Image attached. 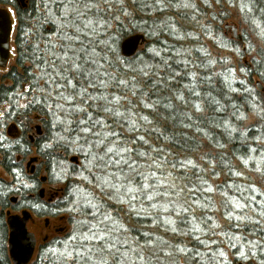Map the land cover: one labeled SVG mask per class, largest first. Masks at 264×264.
<instances>
[{"label":"snow or ice","instance_id":"snow-or-ice-1","mask_svg":"<svg viewBox=\"0 0 264 264\" xmlns=\"http://www.w3.org/2000/svg\"><path fill=\"white\" fill-rule=\"evenodd\" d=\"M224 2L237 7L245 17L253 14L252 23L264 39V26L254 18V13H264L260 0ZM221 3L42 0L44 14L22 41L31 55L24 49L18 55V60L20 55L31 60L38 71L9 89L12 103L0 111V124L19 108H45L55 131L43 144V154L64 147L83 156L81 173L87 175H80L82 181L93 184L108 200L126 205L130 214L151 222L149 230L129 242L131 228L110 212L95 192L77 185L69 192L70 207L65 210L80 218L73 217L75 226L60 242L62 250L49 249L63 264H161L162 257L169 264H177V256L185 258V264H233L228 249H235L237 260L248 261L259 253L260 264H264V188L236 182L246 178L227 162L226 155L219 161L222 171L236 179L213 185L210 177L219 180L221 175L216 170V157L202 154L201 165L190 155L197 137L210 138L221 150L235 139L247 143L249 129L241 131V127L250 110L258 117L259 127L255 129L258 135L252 137L257 147L246 151L259 153L260 161L253 156L241 159L245 166L251 162L257 172L264 173V48L258 50L251 41L245 46L233 41L230 47L228 42L217 40L236 62L213 58L201 46L195 49L199 63L194 64L183 42H198L199 36L175 18L184 10L183 20L215 38L209 25L200 23V17L209 16ZM172 9L177 10L175 14ZM138 13L142 15L138 17ZM149 13L151 23L145 19ZM136 19L141 23L130 27H140L157 40L160 35L171 37L173 46L149 48L150 61L120 59L112 47L114 34L125 29V20ZM210 19L216 16L210 15ZM45 24L54 25L55 41L40 32ZM41 41L45 42L43 49ZM38 52L41 55L37 56ZM246 55L250 57L247 61ZM217 64L222 71H215ZM201 68L202 74L193 70ZM253 76L260 77L255 84ZM185 80L188 82L183 83ZM214 83L220 85L216 95ZM203 84L209 87L202 88ZM18 87H23V92L15 91ZM233 94L241 102L237 103ZM21 98L24 104L19 103ZM213 114L221 119L216 120ZM213 129L220 130L217 134L225 142L216 140L215 135L210 137ZM6 140L7 136L0 133V147H5ZM15 143L20 145L19 140ZM11 171L20 182V168L14 166ZM70 172L75 169L59 162L52 176L60 182ZM22 187L34 189L36 185L22 183ZM216 193L222 197L224 224L214 219L221 211L212 198ZM161 229L171 237L165 239L159 234Z\"/></svg>","mask_w":264,"mask_h":264},{"label":"trees","instance_id":"trees-1","mask_svg":"<svg viewBox=\"0 0 264 264\" xmlns=\"http://www.w3.org/2000/svg\"><path fill=\"white\" fill-rule=\"evenodd\" d=\"M25 2V7L17 6V17H16V33L15 37L13 40V47L15 48V55H19L20 49H24V51L28 52L29 55H31V50L26 48L25 43H22V41L26 40L27 34L30 33L33 29V26L38 25L40 22V19L42 15L44 14V9L42 7V0H24ZM261 4H264V0H260ZM0 4L3 6H8L11 4H16V0H0ZM37 5H41V7H37ZM217 7L220 9L218 10H211L210 15H215L216 19L211 20L210 15L209 16H201L200 17V23L201 24H208L209 27L212 29V31L215 33V38H210L209 35H205L199 26L193 25L189 23L188 21L183 20V11L181 10V14L176 15L175 18L180 21L181 23L185 24L186 27L188 28L189 31H192V34L194 36H199V41L195 40H186L183 42V47L185 49H188L191 51V56L190 59L193 61V63H199V60L197 59L198 53H196L195 49L203 46L208 52L212 54L213 58L217 57H224V58H232L233 54L230 53L228 50L223 49L218 46L217 40H223L225 42L229 43V46L231 47V42L235 41V43H238L241 46L246 45V41H251V43L257 48V46L254 44V41L252 40L251 35L247 34L245 35L244 33H240L239 38H235L234 35H231L229 32L226 31L225 25H223L225 20H228L231 18V7L229 4L224 2L222 0V3L220 5H217ZM176 9H172L171 13L175 14ZM138 17L139 15H142L141 13L137 14ZM199 15V14H198ZM151 16V13H149L147 16H145V19L148 20L149 23H151V19L149 18ZM244 16V14H243ZM249 24L252 25V29L254 30L253 33L260 38V36L257 34V30L253 28V14H249ZM254 18L257 19L262 25H264V13L256 12L254 13ZM125 29L124 30H117L118 34H114V39L116 41L115 44L112 45V47L115 50V55L118 56L122 60H130V61H135L137 57L145 60V61H150L151 60V52L148 51L149 48H164L165 44L168 47L173 46L175 41L172 40L171 37H168L166 35H160L159 39L157 40V37L155 36H149L147 34L146 30H143L140 27H130L129 25H136L141 23L139 19L136 20H125ZM230 24V23H229ZM248 25V23H247ZM54 28V25L51 24H45L43 28L39 29L40 32L44 37H46L50 41H55L56 40V34L52 30ZM193 29H195L193 31ZM136 33H142L145 35V42L141 46V48L138 50V52L131 56V57H126L122 54L121 52V42L128 36L136 34ZM19 38V39H18ZM262 40V38H260ZM40 46L43 49L45 46V42L41 41ZM179 47V45H176ZM261 47L257 48L258 50ZM225 53V54H224ZM37 56L41 55V53H37ZM249 60V56H245V61ZM195 71L200 72L201 74L203 73L204 69H193ZM223 69L219 64L215 66V71L219 72L222 71ZM34 71H38V69L34 66L33 62L26 58L23 55H20L19 60L16 61L14 64V68L11 70V73L9 75L10 80H11V85H6L5 87L13 88L14 85L16 84L17 81H27L31 78V73ZM259 76H253L252 77V83L255 84L257 80H259ZM188 81L185 80L183 83H187ZM239 87V85H236ZM202 88H208L209 86L207 84L201 85ZM220 85L217 83H214L212 85L213 88V95H216V93L219 91ZM15 89H20L23 90V87H18ZM7 94V93H6ZM5 94V95H6ZM234 98L236 99V102L239 103L240 98L237 96V94H233ZM32 97V94H28V99L30 100ZM219 98V96H217ZM129 99H134L129 95ZM26 102V101H25ZM24 102V103H25ZM23 103V104H24ZM253 113L250 110L247 111V119L243 122V126L241 127V131H243L246 128L249 129V140L247 143H241L239 139H235L229 143H227V147L223 150L217 148L214 144V142L211 141V139H204L203 137H197V142L192 144V151L190 155L195 158L197 163L203 165V161L200 159L201 155L204 153H211L213 156L216 157L217 162H218V167L217 171L221 172V175L219 177V180H216L215 178L210 177V182L215 185L216 183H221L225 181H232L235 180L236 178L234 177H226L224 175V172L222 171L223 165L219 163L220 158L222 156L227 157V162L230 163L234 168L242 171L244 173V176L246 179L244 180H237L236 182L242 183V184H252L255 178H257V182L259 181L264 185V173L257 172L253 166V164L250 162L248 166H245L242 163L241 158H247L248 156H253L257 162L260 161V155L259 153H252V152H247L246 149L248 147H257V144L255 141L252 139L253 136L258 135V133L255 131L257 127H259L258 119L256 122L251 123V124H246V121L248 120L249 115ZM19 114L21 116L22 121H27L28 124L32 122H36L38 124H41L44 129V134L40 138L41 143H38V152L39 154L42 155L44 162L50 161L51 162V169L55 167L59 162H62L64 166H68L69 169H75V172H70L68 177L64 179L68 183L67 188H66V194L65 198L67 200V203H61L59 205H55L53 210L57 213V208L61 209L58 213L61 214H66L69 216L70 224H71V231L73 230L75 226V221L73 217L76 219H79V216H76L75 213H69L65 209L70 207L68 204V200L70 199L69 197V192L72 191L73 189L76 188L77 185H79L81 188L87 189L89 192H95L96 197L98 199L104 200L106 204L108 205V210L112 212L117 218L124 223L126 226L131 228V232L128 233L127 239L129 242H131L134 238L138 239L139 238V233H142L146 230H149L151 228V222L148 218L146 217H137L134 214H130L127 210V206H121L117 204L114 200H108L107 196L102 195L101 192L99 191L98 188H94L93 184L88 183L87 181H82L79 177L80 175H87V173H81V164L84 163L83 156L75 153L72 151L70 148L68 150H65L64 147H60L55 149V151L50 152L48 155L43 154L42 152V146L43 144L50 140L52 135L54 134L53 129L50 127V122H51V116L47 112V110L39 105L30 107L28 109H23L19 108ZM214 118L216 120H220L221 116L218 114H213ZM219 129H213L212 132H210V137L212 135H215V139L219 140L221 142H225L224 138L221 135H218ZM23 151V150H20ZM172 157L170 156L169 159ZM76 161L78 164H76ZM49 163V162H48ZM47 166L49 164H46ZM253 181V182H247V181ZM94 183V182H93ZM256 183V182H255ZM213 200L215 202V205L217 208L221 209V211H218L214 214V219L219 221L220 223L224 224L226 221L223 219L221 212L223 211L222 209V197L220 196L219 193H216L213 195ZM197 214H199V210H197ZM70 231V233H71ZM160 235H163L165 239H168L171 237V233L165 234L163 233V230H158ZM66 239V238H65ZM64 239V240H65ZM64 240H61L64 241ZM143 243V241H141ZM191 247V245H189ZM53 248H56L58 251L62 250L61 243L58 242V244H54L52 246ZM235 249H228V254L230 259L232 260L233 264H260V254L251 260L245 261V260H237L235 255ZM48 257V255H47ZM177 264H185V258L183 257H176ZM46 264H63L62 261H59L56 259V257L51 253L49 255V261L45 262ZM161 264H169V261L164 259L163 257L161 258Z\"/></svg>","mask_w":264,"mask_h":264},{"label":"flooded vegetation","instance_id":"flooded-vegetation-1","mask_svg":"<svg viewBox=\"0 0 264 264\" xmlns=\"http://www.w3.org/2000/svg\"><path fill=\"white\" fill-rule=\"evenodd\" d=\"M16 5L25 7V2L16 0V4L6 6L12 16L13 31L9 61L6 66L0 67V111L12 103L13 93L9 91L12 88L5 87V84L11 85L9 75L18 60L13 47L17 29ZM0 7L5 8L1 4ZM15 91L23 92L20 89ZM24 102L22 98L19 100L20 104ZM0 133L7 136L5 147H0V264H46L51 255L49 249L64 240L71 231L69 216L53 210L55 205L67 203V180H54L51 162H44L38 152L37 145L42 144L40 138L44 134L41 124L22 121L17 109L14 116L7 117L0 124ZM17 140L20 141L19 146L15 143ZM14 166L22 172L20 182L16 181L15 173L11 171ZM22 183L36 187L25 189Z\"/></svg>","mask_w":264,"mask_h":264},{"label":"water","instance_id":"water-1","mask_svg":"<svg viewBox=\"0 0 264 264\" xmlns=\"http://www.w3.org/2000/svg\"><path fill=\"white\" fill-rule=\"evenodd\" d=\"M0 57L2 58V64L6 66L11 55V38L13 23L10 11L7 8L0 7ZM226 31L231 30L235 38H239V30L234 24L227 23L225 25ZM145 42V35L142 33H136L126 37L121 42V52L126 57L135 55L141 46ZM6 60V63H4ZM40 130V126H38Z\"/></svg>","mask_w":264,"mask_h":264},{"label":"rangeland","instance_id":"rangeland-1","mask_svg":"<svg viewBox=\"0 0 264 264\" xmlns=\"http://www.w3.org/2000/svg\"><path fill=\"white\" fill-rule=\"evenodd\" d=\"M215 10H218L220 9V7L218 8L217 6H215L214 8ZM214 10V11H215ZM244 13H241L237 7H231V18L228 19V20H225L223 27L224 25L226 24V22L230 23V24H234L236 27H238V30L240 33H244L245 35L249 34L251 35L252 37V40L254 41V44L257 46V48L261 47V48H264V39H260L259 37H257L254 33H253V29H252V25L249 24V18L248 17H245V14L243 16ZM248 23V25H247ZM262 25V24H261ZM264 26V25H262ZM253 28L255 29L256 26L255 24H253ZM255 30H257L258 32V29L256 28ZM231 35H233V32L230 30L229 32ZM225 54V53H224ZM253 56L256 55V53H252ZM259 59V57H257ZM233 59V62L235 63V58L232 57ZM250 59V57H249ZM258 119V117L256 116L255 113H251L248 117V120L246 121V124H251V123H254L256 122ZM68 168V166H65ZM247 181V180H246ZM254 181V182H253ZM253 181H247V182H253L257 187H261V183L258 181L257 182V178H255ZM256 182V183H255ZM262 188H264V185L262 184ZM61 222V221H60Z\"/></svg>","mask_w":264,"mask_h":264}]
</instances>
